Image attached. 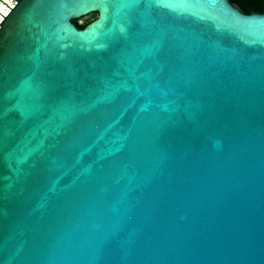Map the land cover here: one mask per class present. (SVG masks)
<instances>
[{
    "label": "water",
    "instance_id": "95a60500",
    "mask_svg": "<svg viewBox=\"0 0 264 264\" xmlns=\"http://www.w3.org/2000/svg\"><path fill=\"white\" fill-rule=\"evenodd\" d=\"M0 24V264H264V14L20 0Z\"/></svg>",
    "mask_w": 264,
    "mask_h": 264
},
{
    "label": "trees",
    "instance_id": "16d2710c",
    "mask_svg": "<svg viewBox=\"0 0 264 264\" xmlns=\"http://www.w3.org/2000/svg\"><path fill=\"white\" fill-rule=\"evenodd\" d=\"M230 2L245 14L260 13L264 14V0H230ZM90 16L85 22H81L83 18ZM81 19L73 20V23L79 28L84 29L99 18L98 13L89 14Z\"/></svg>",
    "mask_w": 264,
    "mask_h": 264
},
{
    "label": "built area",
    "instance_id": "2783aa9c",
    "mask_svg": "<svg viewBox=\"0 0 264 264\" xmlns=\"http://www.w3.org/2000/svg\"><path fill=\"white\" fill-rule=\"evenodd\" d=\"M18 1H20V0H0V15H2L3 12H7V15H8L11 12V10L16 6ZM5 17H3V20L5 19ZM1 27H2V25L0 24V28Z\"/></svg>",
    "mask_w": 264,
    "mask_h": 264
},
{
    "label": "snow or ice",
    "instance_id": "6c2138e0",
    "mask_svg": "<svg viewBox=\"0 0 264 264\" xmlns=\"http://www.w3.org/2000/svg\"><path fill=\"white\" fill-rule=\"evenodd\" d=\"M7 15V12H3V14L2 15H0V22H2V20H3V17L4 16H6Z\"/></svg>",
    "mask_w": 264,
    "mask_h": 264
},
{
    "label": "rangeland",
    "instance_id": "374dc122",
    "mask_svg": "<svg viewBox=\"0 0 264 264\" xmlns=\"http://www.w3.org/2000/svg\"><path fill=\"white\" fill-rule=\"evenodd\" d=\"M90 18V16H88V17H86V18H83L82 20H81V22H85L86 20H88Z\"/></svg>",
    "mask_w": 264,
    "mask_h": 264
}]
</instances>
